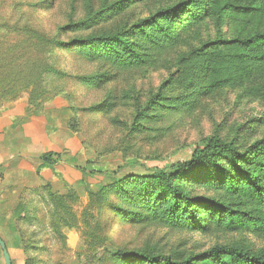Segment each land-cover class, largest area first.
<instances>
[{
  "label": "rangeland",
  "instance_id": "obj_1",
  "mask_svg": "<svg viewBox=\"0 0 264 264\" xmlns=\"http://www.w3.org/2000/svg\"><path fill=\"white\" fill-rule=\"evenodd\" d=\"M180 1L0 0V173L27 166L23 182L0 180L12 264H147L120 253L182 260L217 245L264 256V201L244 177L221 163L171 167L205 138L243 150L264 136V61L242 69L244 49L220 43L263 30L264 18L228 7L150 47L138 23ZM117 32L134 63L72 43ZM200 52L217 67L229 57L236 83H213ZM244 167L264 182L258 157Z\"/></svg>",
  "mask_w": 264,
  "mask_h": 264
},
{
  "label": "trees",
  "instance_id": "obj_2",
  "mask_svg": "<svg viewBox=\"0 0 264 264\" xmlns=\"http://www.w3.org/2000/svg\"><path fill=\"white\" fill-rule=\"evenodd\" d=\"M228 7L236 11L246 12L248 15L258 16V19L264 18V0H181L168 8L163 7V9L158 10L149 20L139 22L137 27L144 33L150 47L164 49L165 46L178 40V29L183 25L185 18L187 21H193L203 16L216 15L219 17L221 12ZM0 29L2 30L1 27ZM72 43L75 46L86 47L88 49L92 46L97 49H107L111 51V59L113 61L122 63L130 61L134 63L137 59V56L132 57L129 43L118 32L101 40L93 36L75 38L72 40ZM220 43L223 45H237L244 49L245 54L238 60L241 63L242 69H246V65L248 64L251 66L259 60L264 61V29L244 38H221ZM121 49L124 52H120ZM210 57L211 53L200 52L198 59L209 60L211 70L215 74V79L212 80L213 83L216 82L217 78H221L223 81L229 80L235 84L237 80L234 79L235 77L231 78V59L225 56L222 60L225 65L221 66L220 64L217 67ZM218 58H221L219 54ZM4 63L6 62H3V65ZM8 65V71L12 73L13 68L11 63L9 62ZM222 71L224 74H221ZM262 151H264V136L253 141L243 150L237 149L225 140L205 138L201 144L194 147L186 161L175 163L171 167L179 171H187L207 164L221 163V168L227 173L228 177L235 178L241 175L245 178V187L264 201V182L260 180L255 172L244 167V162L253 156L258 157L259 163L264 165V152ZM53 155L54 153L44 154L40 156V160L43 164L53 165ZM170 191L172 195L180 197V191L176 188L171 186ZM150 201L144 200L143 202L149 204ZM188 203L189 201L185 204L188 205ZM150 207H152L153 213H155V207ZM120 257L124 260H140L147 264H200L204 262L211 264H264L263 255L228 245L213 246L182 260H176L167 254H154L147 251L120 253Z\"/></svg>",
  "mask_w": 264,
  "mask_h": 264
},
{
  "label": "crops",
  "instance_id": "obj_3",
  "mask_svg": "<svg viewBox=\"0 0 264 264\" xmlns=\"http://www.w3.org/2000/svg\"><path fill=\"white\" fill-rule=\"evenodd\" d=\"M25 164L26 162L23 163L22 161L18 163L17 165H14V167H5L2 170V173H0V178H1L0 180H2L3 178L4 181L23 182L24 180L27 179L26 173H25L26 171L25 168H27V166Z\"/></svg>",
  "mask_w": 264,
  "mask_h": 264
},
{
  "label": "water",
  "instance_id": "obj_4",
  "mask_svg": "<svg viewBox=\"0 0 264 264\" xmlns=\"http://www.w3.org/2000/svg\"><path fill=\"white\" fill-rule=\"evenodd\" d=\"M0 249L3 255L4 264H12L10 254L6 248L4 241L0 238Z\"/></svg>",
  "mask_w": 264,
  "mask_h": 264
}]
</instances>
